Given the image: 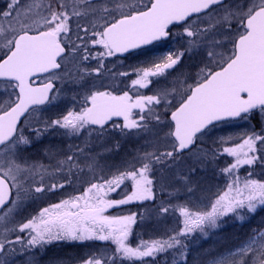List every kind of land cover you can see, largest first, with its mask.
I'll return each instance as SVG.
<instances>
[{"label": "snow or ice", "instance_id": "snow-or-ice-1", "mask_svg": "<svg viewBox=\"0 0 264 264\" xmlns=\"http://www.w3.org/2000/svg\"><path fill=\"white\" fill-rule=\"evenodd\" d=\"M202 16L212 22L202 23ZM177 26L181 47L176 51L131 72L108 68L106 61L112 57L169 40ZM194 58L197 63L185 70V60ZM77 62L81 80L94 77L101 82L85 85L78 111L29 124L35 139L53 130L79 136L87 129L103 136L112 127L124 135L154 133L152 150L137 152L107 175L93 159L86 166L98 170V178L79 193L25 217L29 201L63 189L72 179L65 175L63 182L45 183L43 177L36 181L37 166L23 156L33 139L18 125L21 117L27 121L41 106L56 101V81L65 78L61 73L67 64ZM105 72L135 78L129 90L114 94L105 88ZM0 84V264H16V254L35 256L33 250L54 241L114 245L89 253L79 264H157V257L170 250L174 264H186L185 241L192 233L206 236L224 218L244 221L264 208V180L254 178L252 170L243 179L239 174L244 166L264 168V0H8L0 10ZM154 84L164 86L151 94L140 92ZM114 118L122 123L110 125ZM236 120L255 124L231 146L229 137L221 139L222 150L200 149L212 128ZM119 149L117 143L114 150ZM223 155L234 158L219 170L225 190L203 208L190 199L173 204L181 192L194 194L198 185L194 187L193 174ZM76 163L68 155L55 169L63 172L67 165L71 173ZM181 163L187 174L180 172L173 185ZM166 189H173L170 199L162 200L155 212H178L183 226L132 246L129 236L138 214L112 215L109 210L134 202L155 204L157 192ZM118 190L124 192L122 198H112ZM233 257L239 264H264V228L253 229L227 254L214 256L213 264H232Z\"/></svg>", "mask_w": 264, "mask_h": 264}, {"label": "rangeland", "instance_id": "rangeland-1", "mask_svg": "<svg viewBox=\"0 0 264 264\" xmlns=\"http://www.w3.org/2000/svg\"><path fill=\"white\" fill-rule=\"evenodd\" d=\"M229 2L230 3L234 2V0H229ZM7 3H8V0H0V7H2L0 10H2L6 6ZM201 22L204 24L211 23L212 18L202 16ZM180 47H181V42L179 44H176L174 41V38H171L167 42L160 43L157 46L149 48L148 51L146 52L147 62L153 59H158L159 57L166 55L170 51H176ZM195 63H197L196 58L190 61L186 59L185 60V64H186L185 70L191 68ZM78 68L79 67L75 68V70ZM71 69L74 70V67H71ZM61 75H63L65 78L63 80L56 81V86L58 87V90H59V95L56 101L53 104L48 105L46 109L41 110L40 112L35 113L32 116H30L28 120L23 123L24 124L23 126L28 128V130H23L24 133L29 132V131L32 132V129L29 127V124H35L38 120L46 119L49 117L56 118L66 113V111L68 110H76V111L79 110L81 106V102H80L81 96L75 90V84L72 82L69 83L70 85L65 84L66 76H68L72 81H75L77 79V84L79 86L80 81H79L78 73L74 71L71 73V76H69L68 74L66 75V73L63 72L61 73ZM171 80H172V77H169L168 82L170 83ZM100 82L101 81L99 79L96 84L99 85ZM103 82L104 84L106 83L105 78H103ZM120 83L121 81L117 77L116 84L114 86H111L112 92L119 90ZM84 85L90 86L91 83H85ZM163 86H164L163 84H154L152 88L145 90V94H151L152 91L156 90V88L163 87ZM85 90H87L86 87H85ZM0 92H3L2 84H0ZM72 92L75 95L72 94ZM252 127H253V124L251 122H246L244 120H239V122H234V123H228L227 125H224V126L220 125V126L214 127L209 131L208 135L202 139L199 147L201 150H203L205 145L211 146V144H214L222 148L220 144L221 139H225L229 137H231V143L229 145L231 146L232 144L239 142L240 138L246 132L250 133ZM112 130L115 132H120V130L116 128H113ZM256 130L259 131L260 130L259 127L256 128ZM59 132H63V130H59ZM82 133H83V136L85 137H81L82 139H79L80 135L79 136H65L62 134H58L57 130H53L51 133L42 137L38 142L34 143L30 148H28L26 151L23 152V156L27 159L28 163L37 166V172L34 174L35 180L40 181L41 177H43V180L45 183L62 182L63 180H61V178L67 175L68 168L67 167L65 168L64 166L63 172H59V171H56L55 166L60 161L66 160L70 152H71L70 155L72 153H75L77 154L75 156L78 157V164L74 168L77 169L78 172L76 174L77 178L76 179L72 178V182L76 181L79 178L81 183H85V186L83 187L74 186V188H70V189L69 188H63L64 190L59 189L54 193L49 192L46 197L36 200L35 202L29 201L28 206L24 211L25 217L36 215L41 208L47 207L48 205L52 203H57L61 199L68 198L70 195L79 193L80 191L83 190V188L87 187L88 185L87 182L93 181V177L98 178L100 175V172L98 170L94 171L86 166L93 159H95L101 166L105 167L104 174L107 175L109 170L114 171L117 166L121 165L127 160H131L132 157L136 155L137 152L142 153L145 149L151 151L152 147H150V144L154 143L152 139L154 136V133L152 132H143L140 136L131 135V134L124 135L121 132H120L121 134L119 135L113 134L114 136L120 137V138H115V137L111 138L112 135L108 136V134L105 133L103 136L94 137L93 139H95L96 142L92 141V138L90 134L88 133L87 129L82 131ZM29 136L32 137L33 140H36L34 133H32ZM80 141H85L88 143L90 142V148L95 147L97 145V142L101 144L99 145L98 149H96L94 152H88L89 150L86 149L85 145L80 146L77 149ZM109 141H111V143ZM117 143L120 145L119 151L123 150L122 152H120L119 155H116L117 153L114 152L115 151L114 148ZM105 146H108L109 148L107 149L105 148ZM73 149L75 151H73ZM185 159L187 160V157ZM215 167H217V162H215L214 165H210L206 168H202L197 174H193L194 187L198 185V190H196L194 194L190 196L185 194L184 192H181L179 194L180 198L178 200L174 199L173 204L183 203L185 202L186 199H190L192 203L203 208L205 205L209 204L210 201H213L216 198L217 194L225 190V184H221V186H219L218 188H215V186H213L214 183H212V181L215 178H217V177L212 176ZM242 168L249 170L248 166H244ZM255 168L256 166H253V168L250 170L253 171L255 170ZM263 169L264 168L260 169L259 173H261L262 175L260 177L264 178ZM187 171H188L187 166L184 163H181L179 169L177 170L176 178L172 181L173 185L179 182L180 180L179 173L183 172L187 174ZM255 173H256V170H255ZM245 175L246 174H244V176ZM69 176L71 175L69 174ZM243 177L241 178L243 179ZM254 178L256 177L254 176ZM172 190L173 189H166L164 191L166 192L167 194L166 196L168 197L167 199H165L166 201L170 199L168 192ZM123 195H124V192H121L119 190L118 192L110 194L112 198H116V199L122 198ZM161 201L162 200H160V202ZM151 204L152 202H145L144 205H141L139 202H134L128 205L119 206L118 208H115V209H110L109 213L112 215H129L132 213H137L138 214L137 224L133 225V227L138 225V227L136 226L137 232H139L140 227L142 229H146L149 232L154 230L155 232L159 231L161 233V231L164 232L166 230H170L169 229L171 226L170 223L172 224L171 215L173 213L170 212L168 215L167 214L157 215L155 212L156 207H153V205L158 206L159 204L157 203V201L155 204L153 205ZM139 207H140V211H137ZM261 209L262 208H258L257 212L261 211ZM256 213L254 214L250 213L247 215V217L245 218L247 219V222L244 223L245 225L244 228L242 226L240 227V231H239L240 233L238 232L236 234L235 232H233L232 237L225 238L223 234L224 233L229 234V232H227L226 230L229 228H233V227L228 228L226 225H224L223 230L225 231H222L221 234L216 233L214 236L209 237V239H211V242L209 243L208 248L205 249L207 251L205 255L203 256L207 260L206 264H213L214 256H218L220 253L227 254L228 249H235L238 245L241 244L242 241H244L251 234L253 229L264 228V216H261L256 219L254 218V215H256ZM141 216L145 217V219L141 220L140 219ZM227 218H229L234 223H238V224H241L245 221V220L240 221L239 219H236L233 217H227ZM182 219L183 218L180 217L179 215L173 218L174 220L173 224L174 223L176 224L173 225L171 229L175 228L177 224H179L177 226H180L179 228H181L183 226ZM224 219H222L220 222L222 223ZM243 230L244 232L242 233ZM2 231H3V228L0 227V232ZM194 234L195 232L192 233V235ZM147 241L149 240H145L143 242H147ZM63 242H67L68 244L69 243L75 244L74 247L81 245V251L78 253L75 252V251H78V247H76V250L70 251V253H72L73 256H68L69 259L66 262L65 261L63 262L61 260H51V259H47L44 262L43 260H39L38 257H36L37 258L36 259L33 255H30V254L21 255L20 254L21 255L20 258H17L15 255L16 264H31L33 260L37 261L38 264H60V262H63V264H75L76 261H78V264H79V260L84 257L85 253L87 252V254H89V251L85 248L83 249L82 246H84L86 243H92V242L102 243L99 241H83V242L63 241ZM140 242L142 241H138L135 245H132V244L131 245L136 246ZM53 243H62V242L54 241L51 244ZM108 245H110L111 248L114 247V245H111L110 243ZM219 246H221L223 250H220V248H217ZM105 247L107 246H103L101 248L103 249ZM107 248L111 249L110 247H107ZM44 255L45 253L42 254L43 258H44ZM230 259L232 260V264H239V260L237 258L233 257Z\"/></svg>", "mask_w": 264, "mask_h": 264}, {"label": "flooded vegetation", "instance_id": "flooded-vegetation-1", "mask_svg": "<svg viewBox=\"0 0 264 264\" xmlns=\"http://www.w3.org/2000/svg\"><path fill=\"white\" fill-rule=\"evenodd\" d=\"M69 2L71 3L72 0H70ZM73 27L75 28V25H73ZM171 38H174V41H175L176 44H179L180 43V39H179L180 38V29H179V26H177L173 30V36ZM157 45L158 44H156L154 46H157ZM154 46H152V47H154ZM152 47H150V48H152ZM148 49L149 48H143V49H140L138 51H135V52L126 54L123 57H119V56L112 57L108 61H106V64H107L108 68L112 70L113 73H118V72H120V70L131 72V70H133L137 66L142 67L147 62V53L146 52L148 51ZM185 66H186V64H185ZM71 67H74V70L71 69ZM77 67H79V62H77L76 64L69 63V64L66 65V71H64V72L67 75L69 72L72 73V72L76 71V73H78V77H79V81H80L79 86L77 84V79L75 81H72L68 76H66L65 84L66 85H70L69 84L70 82H72V83L75 84V90L81 96L80 102L82 104L84 102L83 97H84V95L86 93V90H85V87H84L85 85L84 84L85 83H93V82L97 83L98 80H99V78L94 79V77H85L84 80H81L80 79V75L82 73V69L78 68V69L75 70V68H77ZM91 67H95V61L92 62ZM117 77L121 81L120 88L117 91H113V93L114 94H122L123 91L129 90L130 81H131V79H134L135 78V75H130V76H126V77H120L118 75H115L114 76V75H110L108 72H105V75L103 77V78H105V82H106L105 83L106 84L105 85V88H107L108 90L112 91L111 90V86H114L116 84V78ZM56 88L58 89L57 86H56ZM73 89H74V87H73ZM145 90H147V89H141L140 92L145 93ZM72 94H74V93L72 92ZM43 109H46V107H44ZM237 122H239V121H237ZM113 123H122V121L115 120V121L110 122L109 124L111 125ZM229 123H231V122H229ZM227 124L228 123H223V124H220V125H223L224 126V125H227ZM252 124L254 125V123H252ZM220 125H217V126H220ZM106 127H108V126H106ZM112 129H113L112 127H108V131L106 132L108 134V136L109 135H112L111 138H113V137L120 138V137L114 136L113 134L119 135L121 133L120 132H115ZM90 136H91L93 142H96V140L93 139L94 137H100V136H98V134L96 132H92L90 134ZM81 137H85V136H83V133L80 134V138L79 139H82ZM109 142L111 143V141H109ZM100 144L101 143H98L97 142V145L95 147L90 148V142L88 143V142H85V141H80L77 149L80 146H84L85 145L86 149L89 150L88 152H94L96 149H98V147H99ZM105 148L108 149L109 147L108 146H105ZM122 151L123 150H120L119 152H116V151H114V152L117 153L116 155H119L120 152H122ZM70 153H69V155H70ZM75 157L77 158V163H76V165H77L78 164V157L77 156H75ZM66 167H67V165H65V168ZM260 169H262V168L259 167V166H256V168H255L256 173H255V170H253L254 171V175L256 177L262 176L261 173H259V170ZM87 183H89V182H87ZM74 186L75 187L76 186L77 187L78 186L83 187V186H85V183H81L80 180H76V181H73L72 183H66L64 188H69L70 189V188H74ZM60 190H64V189H60ZM255 216H256V218H259L261 216H264V208H262L261 211L257 212ZM60 242H62V243H53V244L47 245L46 248L43 249V250H39V249H37V251L35 250V252L37 254L34 257L35 258L38 257L39 260H43L44 262L47 259H51V260H61V261L64 262L66 260V258H67L66 251L69 248L71 250L72 249V245H75V244H72V243H69L68 244L67 242H63V241H60ZM80 246L81 245H78L76 247H80ZM44 253H45V255H44V258H43L42 254H44ZM27 254L32 255V253H27ZM16 257L17 258H20L21 255L20 254H16Z\"/></svg>", "mask_w": 264, "mask_h": 264}, {"label": "trees", "instance_id": "trees-1", "mask_svg": "<svg viewBox=\"0 0 264 264\" xmlns=\"http://www.w3.org/2000/svg\"><path fill=\"white\" fill-rule=\"evenodd\" d=\"M4 7V6H3ZM2 7H0L1 9ZM251 123L255 124V121H252ZM24 124H22V126L20 127L21 130H28V128L23 126ZM258 128V127H257ZM33 132H26L25 135H31ZM38 142V140H33V144ZM32 144V145H33ZM207 149H216L217 151L222 150V148L211 144L210 145H205L203 150H207ZM75 151V150H73ZM71 155H77L75 153H72ZM234 158L232 157H228L226 155L220 156L219 159L216 160L217 162V167L214 168V172H213V177H217L215 178L212 183H214L213 186H215V188H218L219 186H221V184H225V177L220 173V168H223L225 166H227V164L229 162H232ZM250 170V169H249ZM249 170L245 169V168H240L239 169V174L241 177L244 176V174H246ZM78 170L75 169L73 167V169L71 170V173H69L68 169H67V175L69 176V174L71 175L70 178H74L76 179V174H77ZM255 176V175H254ZM256 177V176H255ZM260 180H264L263 177H256ZM61 180H63L61 178ZM79 180V178L77 179ZM166 192H157V203L159 204L160 200H165L168 197L166 196ZM205 200V198H204ZM166 201V200H165ZM156 203V202H155ZM153 205V204H151ZM153 207H157L156 205H153ZM143 210V209H142ZM137 211H140V207L137 209ZM169 214V213H168ZM167 214V215H168ZM178 212H176L175 214H172V224L170 223V230H166L164 232L161 231V233L159 231L155 232L154 230L152 231H147L146 229H142L140 227L139 232H137L136 230V226L138 227V225L134 226L132 229V233L129 237V243L132 245H135L138 241H145V240H153V239H159L161 237H164L166 235H171L173 234V230H178L180 226H177L179 224L176 225L175 228L171 229L173 225H175L176 223L173 224V218H175L176 216H178ZM254 218H256V216L254 215ZM257 219V218H256ZM170 221V220H169ZM247 222V219H245V221L241 224L238 223H234L233 221H231L229 218H226L223 220V222L219 224V226L215 229L212 230H207V235L205 236L203 233L196 231L194 235L191 234V236L185 241L186 246H187V260H186V264H206V258H204L203 256L205 255L206 251L205 249L208 248L209 243L211 242V239H209V237L214 236L216 233L221 234L223 230L224 225H226L228 228L229 227H233V228H229L226 231L229 232V234L224 233L223 236H225V238H230L232 237V233L235 232L236 234L240 231V227L242 226L243 228L245 227L244 223ZM235 224V226H234ZM232 229V230H231ZM142 231V232H140ZM244 232V230L242 231V233ZM240 233V232H239ZM247 235V234H246ZM229 236V237H228ZM238 238V237H237ZM236 238V239H237ZM71 246V245H70ZM103 246H107L110 247V245L108 244H102V243H86L84 246H82V248L87 249L89 251V253H93L95 251H97V249H102L101 247ZM72 247H74V245H72ZM75 248V247H74ZM220 248V250H223V248L221 246L217 247ZM70 249V248H69ZM71 250H69L68 253H66V256L68 258V256H73L72 253H70ZM74 251V249H73ZM81 251V246L78 248V251H76L77 253ZM88 254L87 252L85 253L84 257H86ZM178 258V257H176ZM69 259V258H68ZM66 259V261L68 260ZM146 259H150V258H146ZM75 264H78V261L75 262ZM157 264H174V255H173V251L170 250L167 253H162L157 257Z\"/></svg>", "mask_w": 264, "mask_h": 264}, {"label": "water", "instance_id": "water-1", "mask_svg": "<svg viewBox=\"0 0 264 264\" xmlns=\"http://www.w3.org/2000/svg\"><path fill=\"white\" fill-rule=\"evenodd\" d=\"M157 43H159V42H157ZM154 44H156V43H154ZM153 44V45H154ZM150 46H152V45H148V46H145V47H143V48H148V47H150ZM143 48H141V49H143ZM138 50H140V49H136V50H130L128 53H125V54H123V55H120L119 57H123V56H125L126 54H129V53H132V52H135V51H138ZM41 107H44V106H41ZM24 120V117H21V123H22V121ZM115 120H119V119H117V118H114L113 119V121H115ZM121 121V120H120ZM237 121V120H236ZM110 122H112V121H110ZM109 122V123H110ZM21 123L18 125V127L21 125ZM222 123V122H221Z\"/></svg>", "mask_w": 264, "mask_h": 264}]
</instances>
